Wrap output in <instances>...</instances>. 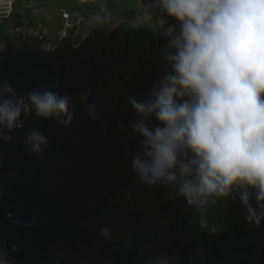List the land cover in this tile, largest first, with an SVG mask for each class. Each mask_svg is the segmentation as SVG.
Returning a JSON list of instances; mask_svg holds the SVG:
<instances>
[{
  "label": "clouds",
  "instance_id": "obj_1",
  "mask_svg": "<svg viewBox=\"0 0 264 264\" xmlns=\"http://www.w3.org/2000/svg\"><path fill=\"white\" fill-rule=\"evenodd\" d=\"M146 6L174 18L179 30L169 42L170 72L145 99L128 98L138 116L131 134L141 138L131 169L143 184L172 186L198 209L210 198L238 193L246 222L259 226L264 222V0H149ZM80 100L95 119L86 92ZM73 107L67 94L18 95L10 84H0V141L10 143L12 130L22 127L21 116L33 111L68 127ZM150 117L156 126H149ZM25 146L39 155L47 138L31 130Z\"/></svg>",
  "mask_w": 264,
  "mask_h": 264
},
{
  "label": "rangeland",
  "instance_id": "obj_2",
  "mask_svg": "<svg viewBox=\"0 0 264 264\" xmlns=\"http://www.w3.org/2000/svg\"><path fill=\"white\" fill-rule=\"evenodd\" d=\"M86 1L95 4L97 0ZM100 1L103 4L106 2ZM100 1L96 5L100 6ZM117 1L120 3L123 0ZM148 2L149 0L142 2L139 0L134 15L120 19L114 26L102 31H99L98 22L94 17L101 16V12L79 15L81 19L76 20H80L81 23L77 26L64 25L63 33L60 32L64 38L61 44H56L52 38L46 49L39 46L40 48L31 50V43L26 44L24 55L18 58L17 68L26 76L45 77L48 67L46 60L34 59L28 53L48 51L45 53L52 55L50 60L53 74L47 75L49 81L41 90L60 95L67 94L74 106L73 111L88 117L90 116L81 103L80 93L87 92L91 86L94 89L93 99L99 104L101 115H111L119 104L132 109L128 103L129 97L138 101L144 99L139 87L144 75L151 71L147 61L152 43L154 42L156 48L160 49L161 40H164L163 50H169V42L179 30L178 21L157 9H149L146 6ZM15 5L24 8L17 13L18 17L31 10L36 17L48 19L56 24L58 29L63 24V19L61 20L59 16L62 14L64 16L65 11L55 0H16L14 8ZM173 26H176L175 32L170 31ZM69 40L72 46L70 44L68 48ZM80 45L81 51L73 55L72 49L78 50ZM45 57H48V54H45ZM119 58L121 60L102 75L97 85L91 83L96 68ZM161 69L164 76L170 72L166 57L161 62ZM152 122L151 126H156L157 121L154 119ZM62 136L71 138L73 142L77 140L66 130L62 131ZM124 142L125 163L122 160L123 165L120 164L113 173L115 179L110 182L108 189L100 193V199L108 201L106 207H102L101 200H96L93 204L96 212L93 221L79 226L81 232L87 228L98 231L99 240L92 243L90 249H87L88 243L81 241L72 243L69 248L55 243L49 256L45 258V264H119L106 255L104 245L113 250H120L124 254H132L135 264H179L180 259L174 245L176 237L183 243L196 240L199 242L200 239L198 243L200 248L192 251V255L195 262L205 261L211 247L210 237L214 235V229L215 233L217 232L215 221L218 216L213 211L218 210L226 217H231V197L217 200L210 198L205 209H198L189 205L184 197L176 195L173 187L160 183L143 184L131 169L132 158L140 144L137 138L128 133H125ZM8 151V162L13 177H20L22 173H26L30 182L37 180V176L41 177L44 195L49 197L50 201L65 194L71 174L76 168L71 154L60 159H51V155L45 156L47 148L43 149V155L34 156L27 151L26 156L32 161H37L32 162L21 173L17 170L16 163L18 158L24 157V152L16 149ZM51 203L55 211L65 209L63 200ZM240 246L239 251L228 250L223 253L219 264L258 262L263 257L264 231L255 233Z\"/></svg>",
  "mask_w": 264,
  "mask_h": 264
},
{
  "label": "trees",
  "instance_id": "obj_3",
  "mask_svg": "<svg viewBox=\"0 0 264 264\" xmlns=\"http://www.w3.org/2000/svg\"><path fill=\"white\" fill-rule=\"evenodd\" d=\"M99 1L97 0L94 4L88 3L86 0H55L56 3H60L62 10L69 14L71 20L81 19L80 16L85 14L101 12L102 21L98 23L99 31L111 28L120 19L131 17L135 14L139 5V0H123L120 2L122 4L117 0H106L104 4L100 1V6L103 5L100 7L96 5ZM140 1L142 2V0ZM23 9V7L15 5L13 17L0 28V40L10 39L13 36L12 28L14 24L23 25L26 21L30 29L36 30L38 34L47 33L52 40L55 39L56 44H61L59 41L60 32L66 25V19L63 14L61 17L59 16L61 20L63 19V24L58 29L56 24L48 19L42 20L36 17L31 10H27L25 14L18 17L17 13ZM29 42L31 43V50L40 48L39 46L43 45L37 40V37L32 38L24 42L22 47L12 49L5 60L0 63V84H10L18 95L26 94L32 90L43 92L41 90L43 85L49 81L47 75L53 74V65L50 60L52 55L51 53H45L48 51L36 54L28 53L34 59L44 58L46 60L48 67L45 77L26 76L19 71L17 68L18 58L24 55V47ZM70 44L72 46L69 40L68 48ZM81 45L78 50L70 48L73 55L81 51L83 46ZM164 48V40H161L160 49L156 48L154 42L152 43V49L149 51V61H147L151 71L144 75L139 87L144 99L151 91L153 85L164 77L161 62L170 51V49L165 51L163 50ZM45 54H48V57H45ZM57 59L59 58L57 57ZM120 60L121 58L113 60L101 68H96L92 75L91 83L97 85L101 81L102 75L110 71L115 63ZM86 93L88 104L95 105V119L73 111L74 120L72 124L68 127H63L55 120L37 117L33 111L27 115L28 121L24 130L10 133L12 137L10 143L0 142V148L6 152L8 150L10 152L14 151L16 147H19V151L24 152V157L18 158V160L27 159L30 163H35L37 160L32 161L26 156L28 150L25 146V139L29 131L36 130L47 138V146L43 148H47L45 156L51 155V159H60L71 154L72 161L76 165L74 173L71 174V180L66 187L65 194L51 200L54 202L63 200L65 209H59L58 211L52 208L50 198L44 195L42 178L37 176V180L30 182L27 174L21 172L17 185L9 194L10 200L18 210L29 209L49 217L55 223V228L28 231V246L23 250L22 254H10V261L15 260L19 264H43L55 243L69 248L72 243L81 241L88 243L87 249H90L92 243H96L99 240L98 231L87 228L81 232L79 226L82 223H91L93 221V216L96 214L93 204L96 200H101L102 207H106L108 203L107 200L100 199V193L108 189L110 182L115 179L113 173H115L120 164L123 165L122 160L125 163V133L137 138L138 143L141 138L131 134L130 125L138 120V116L133 109L125 108V106L119 104L114 113L109 116H103L100 113L99 104L93 99V87L91 86ZM154 119V117L149 118V126H151ZM64 130L74 136L77 139L76 142L71 141V138H64L62 136V131ZM43 153L42 150L41 155ZM34 156L36 155L34 154ZM6 169H10V166ZM215 199L217 200V198ZM230 202L232 207L231 217H226L221 211H213L218 216L215 221L217 232L215 233L214 229V235L210 237L211 247L203 263L195 262L192 255V251L199 250L197 246H199L200 239L198 240L199 242L196 240L183 243L177 237L174 238L175 249L180 259L179 264H219L223 253L228 250L239 251L242 242L252 238L255 233L264 231V222H261L259 226L250 225L246 222L244 217L245 210L238 193L231 196ZM251 203L253 207L256 206L254 198ZM103 248L106 255L117 263L135 264L132 254H124L120 250H113L106 245ZM262 254L263 257L258 262H254V264H264V250Z\"/></svg>",
  "mask_w": 264,
  "mask_h": 264
},
{
  "label": "built area",
  "instance_id": "obj_4",
  "mask_svg": "<svg viewBox=\"0 0 264 264\" xmlns=\"http://www.w3.org/2000/svg\"><path fill=\"white\" fill-rule=\"evenodd\" d=\"M16 0H0V28L8 22L14 15V3ZM66 26L81 23L80 20H71L69 14L65 13ZM13 36L7 40H0L3 45L0 48V63L5 60L12 49L22 47L24 42L37 37V40L46 49L49 44V34H38L36 30L30 29L25 21L24 24H14ZM63 33V30H62ZM62 36V35H61ZM64 38L60 37V42ZM22 127L12 130L11 133H17L25 129L27 125V116H21ZM7 133V129H5ZM1 142V141H0ZM19 151L20 148L16 147ZM27 159L18 160L16 168L22 172L30 166ZM8 153L0 148V257L3 253L18 254L28 245V231L31 230H50L55 228V223L47 216L29 209L18 210L9 198L12 189L17 185L19 177L2 179L3 171L9 167ZM199 249V246H197ZM6 264V262H0Z\"/></svg>",
  "mask_w": 264,
  "mask_h": 264
},
{
  "label": "crops",
  "instance_id": "obj_5",
  "mask_svg": "<svg viewBox=\"0 0 264 264\" xmlns=\"http://www.w3.org/2000/svg\"><path fill=\"white\" fill-rule=\"evenodd\" d=\"M13 172L10 170V169H6V170H4L3 171V174H2V176H1V178L2 179H4V178H11V177H13L12 174ZM17 177H19V176H17ZM20 178V177H19ZM29 244V243H28ZM28 246V245H27ZM26 246V247H27ZM25 247V248H26ZM25 248H23V250L25 249ZM23 250H22V252L21 253H18V254H22L23 253ZM11 253H3L2 254V256L0 257V262H6V264H19L17 261H15V260H11L10 261V255Z\"/></svg>",
  "mask_w": 264,
  "mask_h": 264
}]
</instances>
